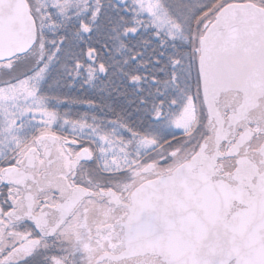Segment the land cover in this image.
<instances>
[{
	"label": "snow or ice",
	"instance_id": "snow-or-ice-1",
	"mask_svg": "<svg viewBox=\"0 0 264 264\" xmlns=\"http://www.w3.org/2000/svg\"><path fill=\"white\" fill-rule=\"evenodd\" d=\"M0 264H264V0H0Z\"/></svg>",
	"mask_w": 264,
	"mask_h": 264
}]
</instances>
